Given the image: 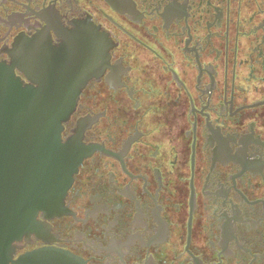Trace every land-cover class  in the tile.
Instances as JSON below:
<instances>
[{
  "label": "flooded vegetation",
  "instance_id": "obj_1",
  "mask_svg": "<svg viewBox=\"0 0 264 264\" xmlns=\"http://www.w3.org/2000/svg\"><path fill=\"white\" fill-rule=\"evenodd\" d=\"M72 59L62 140L86 154L15 259L264 264V0H0L26 84Z\"/></svg>",
  "mask_w": 264,
  "mask_h": 264
},
{
  "label": "water",
  "instance_id": "obj_2",
  "mask_svg": "<svg viewBox=\"0 0 264 264\" xmlns=\"http://www.w3.org/2000/svg\"><path fill=\"white\" fill-rule=\"evenodd\" d=\"M80 64L72 59L33 69L26 84L16 65L0 62V264H79L53 248L15 256L18 243L38 233L40 212L52 217L86 154L62 140L87 84L84 77L79 82Z\"/></svg>",
  "mask_w": 264,
  "mask_h": 264
}]
</instances>
